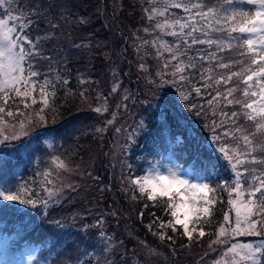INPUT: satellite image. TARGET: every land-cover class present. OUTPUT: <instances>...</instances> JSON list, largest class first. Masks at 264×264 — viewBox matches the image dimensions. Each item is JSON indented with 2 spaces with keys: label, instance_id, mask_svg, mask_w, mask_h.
<instances>
[{
  "label": "snow or ice",
  "instance_id": "obj_1",
  "mask_svg": "<svg viewBox=\"0 0 264 264\" xmlns=\"http://www.w3.org/2000/svg\"><path fill=\"white\" fill-rule=\"evenodd\" d=\"M148 4L149 7L144 9L146 18L155 23L143 31L155 35L152 40H144L143 44L153 47L158 62L162 61L150 82L158 90L164 85L176 89L172 96L178 95L183 101L181 112L187 113L177 118V126L185 129L194 147L187 167L166 164L161 160L147 161L149 166L142 168L143 177L133 172L130 160L121 161L128 170L121 183L123 185L125 180L130 182L127 190L133 192L134 199L136 191L146 195L149 201L166 199V210L173 218L167 226L174 231L177 225L182 226L184 235L192 240L194 232H198L200 237L205 232L196 226L189 230V225L210 215L214 203L209 197L212 189L207 182L208 176L222 160L227 161L232 178L223 183L225 186L232 184L228 203L234 211L235 221L225 213L216 239L211 242L227 245L215 264H264V0H148ZM0 8L5 9L0 13V125H3L0 127V145L10 147V141L30 136L26 120L31 124L35 118L46 125V116L42 113L51 107L56 85H67L69 81L52 67L62 63L63 58L44 54L45 42L54 39L61 25L48 21L50 31L31 38V25L39 23L38 20L13 15L19 8H12V0H0ZM173 9L180 11L174 12ZM31 11L40 16L34 5ZM169 36L172 37L170 41L166 39ZM39 61L48 62L47 72L39 70ZM140 68L148 72L143 63ZM80 83L86 81L81 79ZM80 95L83 97L84 93ZM17 100L25 110L38 102L42 107L35 117L21 111L18 105L14 113L8 105L10 101L15 104ZM152 107L159 121L153 126L155 137L163 143L165 152L171 151L175 143L184 142L183 136L174 134L169 125L168 114L175 109L176 102L165 94ZM94 111L101 113L102 109L97 107ZM5 115L14 120L16 117L21 119L18 125L15 122L8 124L4 120ZM193 116L197 119L193 120ZM198 121L204 123L212 133L211 137L201 140L195 135ZM113 122L107 120L105 126ZM115 131L121 132L122 129L117 127ZM125 131V143L121 145L124 155L139 137L153 136V129L144 119ZM8 159L10 154L0 152V170ZM70 171L60 156L53 155L49 170L43 173L46 180L41 188L43 196L35 190L30 193L24 185L14 186L15 191L0 185V205L14 202L33 209L38 204L43 209L50 205L56 207L57 201L66 195L65 188L71 192L77 190L75 185H64L61 181L62 174ZM35 175L39 177L40 173ZM2 211L3 207H0ZM52 223L57 228L63 227L59 220ZM101 223L102 220L98 219L97 224ZM159 227L164 228L165 224L162 222ZM101 236L105 240L101 251H107L110 237L103 231ZM235 236L259 239L248 243L231 242ZM83 264L89 262L84 261Z\"/></svg>",
  "mask_w": 264,
  "mask_h": 264
},
{
  "label": "trees",
  "instance_id": "obj_2",
  "mask_svg": "<svg viewBox=\"0 0 264 264\" xmlns=\"http://www.w3.org/2000/svg\"><path fill=\"white\" fill-rule=\"evenodd\" d=\"M121 1L122 7H119L118 0H12V8H19L12 13L13 15H22L33 21H39L31 25V38L50 31L48 21L58 22L61 25L56 30L54 39L45 42L44 54L57 55L58 59L63 58L62 63L53 64L52 67L69 83L56 85L55 98L50 101L51 107L47 108L58 122L33 132L25 140L28 141L27 144L32 142L31 148L22 142L10 153V159L0 170V185L5 188L11 187L13 191H15L14 186L24 185L30 193L35 190L43 196L41 188L46 183L43 173L49 170L51 157L55 155L60 156L75 174V178L70 183L75 185L77 190L71 192L65 188L66 195L61 201H57V206L50 205L47 209H43L39 204L36 209L14 202H4L0 205L3 207V211L0 212L1 264H10V262L12 264H83L84 261H88L89 264H133L131 255L136 254L133 249L115 248L101 251L104 246L93 237L95 234L93 230L90 227L84 228L89 220L96 218L88 215L90 204L98 205L100 202L102 208H106L112 199V192L118 193L119 189L108 183L110 181L108 167L103 162V158L100 157L94 162L89 161L98 157V152L100 154L104 152L103 139L106 138V133L97 131L98 127H96L105 113L101 112L99 115L94 111L97 108L95 103L100 101L102 104L110 98L105 92L106 86L102 84L101 77L94 74L106 62L107 55L104 52L111 47L114 48L113 54L122 64L123 70L126 67L127 57L138 63L133 52V49L136 50V44L144 40H152L155 35L143 31L145 27L151 28L155 23V21L149 22L146 18L144 9L149 7L148 0ZM33 5L40 16H36L31 11ZM3 12L5 9L0 8V13ZM81 18L87 22H82ZM25 27L27 29L28 26ZM166 39L170 41L172 37ZM76 45L82 46L76 47ZM128 47H131L130 52ZM144 48V60H152L160 69L162 61L158 62L155 49L149 45H145ZM39 70L47 72L48 62L39 61ZM81 79L86 83L81 84ZM83 89L86 92H83ZM94 89L98 90L97 94L92 93ZM81 92L84 93L83 97L80 95ZM112 103L108 104V108H111ZM17 105L21 111L31 113H33L32 109H36L34 113L39 112L38 109L42 106L38 102L25 110L23 104L17 100L15 104L10 101L8 107L15 113ZM168 115L172 132L183 136L184 142L175 143L171 151L165 152L163 143L155 137L153 127L158 125L159 121L150 118L153 120V123L149 124V128L153 129V136L139 137L130 153L133 172L139 177L144 173L142 168H146L147 161L161 160L185 167L191 163L190 153L193 151V142L185 133V129L177 126L179 116L174 111H170ZM192 119L197 118L193 116ZM198 125L195 131L197 137L203 140L206 136H212L202 121H198ZM47 139L51 140L49 147L44 144ZM37 172L40 173L39 177L35 175ZM63 174L61 178L64 177ZM231 178L232 171L227 161L223 160L208 176L207 182L212 189L209 197L214 203L211 205L210 215L200 219L204 223L202 225L205 232L200 239H210L215 236V230L223 221L225 213L229 212L231 207L228 203L229 191L232 184L225 186L223 182L230 181ZM129 192L133 194L132 191ZM134 194L136 196L134 204L137 206L136 210L141 222L151 226L153 223L160 225L162 222L170 221L171 215L166 210V200L149 201L146 195H141L137 191ZM124 207L126 209V206ZM107 213L108 221L111 220L112 225L115 226L120 217L118 210H109ZM45 216L47 219L44 218ZM54 220L61 221L63 227L57 228L52 223ZM162 229H159V232L162 233ZM163 232L167 243L185 248V244L190 241L180 228L174 231L166 225ZM258 239L235 236L231 242L248 243L256 242ZM226 247L227 245L224 244L219 248ZM85 252L91 255H83ZM33 256L34 259L31 258ZM197 259V262L203 260L204 255H198Z\"/></svg>",
  "mask_w": 264,
  "mask_h": 264
},
{
  "label": "rangeland",
  "instance_id": "obj_3",
  "mask_svg": "<svg viewBox=\"0 0 264 264\" xmlns=\"http://www.w3.org/2000/svg\"><path fill=\"white\" fill-rule=\"evenodd\" d=\"M118 2L119 7H122V1L118 0ZM144 46L145 45L143 44V41L136 44V50L134 51L133 49V52L136 54L138 63L127 57V61L125 62L126 67L124 70L122 69V64L119 62V60H117L116 55L113 54L114 48H108L107 51L105 50L104 52V54L107 55H105L106 62H104L103 66L94 74V76L101 77L102 84L106 86L105 92L110 98L107 101H104L102 104L100 101L97 102L98 105L95 103V107H101V112L105 113L103 116L104 118L102 117L101 120H99L100 122L96 125V127L101 129L102 133H106V138L103 139L105 141L103 150L104 152L102 154L98 152V157L92 158L89 161L94 162L100 157L103 158V162H105V165L108 167V177L110 180L108 183H111L113 186L119 189L117 190L118 193L112 192V199L106 208H102L103 206L100 205V202L98 205L90 204L91 209L89 210L90 212L88 215L96 216V218L94 217V219L92 218V220H89L88 224H86L84 228L90 227L95 233L93 237H95L99 244L104 247L105 240L101 236V231L106 233L107 236L110 237V240L107 241V249H133L136 253L133 256L131 255L133 264H215L220 256L221 251L223 250L219 247L224 245L212 244L211 242L216 239L217 230L224 221L218 225L217 229L215 230V236L211 237L210 239H200L201 237L199 236L198 232H194L192 240L185 244V248L173 245L172 243H167L164 240L166 239L164 237L166 236L164 235L165 232H163L167 222L164 223L165 227L162 229L163 238L161 237V232H159V229H161L159 225L153 223L151 227L143 221L141 222L138 211L136 210L137 206L134 204L135 199L133 198V194L127 190L130 182L125 180L123 185L121 183L122 178L128 175V170L124 165L121 164V161L130 160V153L132 152L130 150L127 155L122 154L121 145L125 143V136L127 135L125 130H131V128L140 119H144L148 125L151 122L153 123V120L151 119L157 120L155 109L152 107V105L157 102L158 98L164 97L165 94L167 95L168 99L174 100L176 102V107L172 111H174L179 117L187 114L186 111L181 112L180 109V105L183 103V101L179 100L178 95L175 98L172 96V93L176 92V89L170 88L169 85H164L158 90L150 82L154 78L155 73L159 70V68L157 63L153 62L152 60H144ZM138 48L140 51H137ZM128 50L130 52L131 47H128ZM142 63L147 67L148 72L141 70L140 65ZM133 77H135V79H133ZM114 87L116 88L115 92H113ZM82 91L86 92L85 89ZM87 92L91 93V91ZM97 92L98 90L94 89L92 93L97 94ZM126 95L128 96V99H124ZM111 103V108H108V104ZM122 104L127 105V107H118V105ZM41 107L42 106H40L38 111L41 109ZM35 110L36 109H32L33 113H26H31L32 116L35 117ZM113 113L115 114V117H113ZM42 114L46 116V125H52L58 122L57 119L51 115L52 113H50L47 108ZM100 114L101 113H99V115ZM19 119L21 118L16 117L14 120L13 118H9L6 115L4 116V120L8 124L15 122L18 125ZM107 120H114V122L111 125L105 126V121ZM25 123L30 135H32L33 132L35 133L38 131L39 128L46 126L45 124H41L39 120L35 118L32 119L31 124H28L27 120ZM0 127H3V125H0ZM117 127H120L122 131L116 132L115 129ZM19 131L20 130L17 126V134H19ZM5 134L8 133L6 132ZM28 138L29 136H21L19 140H12L10 141V147L0 145V152L10 154L16 147L20 146L22 142L31 148L33 145L32 142L27 144L28 141H25ZM50 142L51 140L47 139L44 141V144L49 147L51 144ZM163 163L170 164L169 162ZM148 166L149 165H147L146 168ZM67 167L70 168L68 165ZM63 175L64 177L61 178L63 184H69L75 178V174H73L72 171L64 172ZM143 175L144 173L140 177H143ZM156 201L161 202L163 200L157 199ZM124 206H126V209H124ZM109 210H118V215L120 217L118 222L116 220L117 223H115V226L112 225L111 220L108 221L107 211ZM228 214L230 215L231 220L234 222L235 214L234 211L231 210V207ZM88 215L85 216L88 217ZM207 216H204L203 218H206ZM97 217L98 219L102 220L101 224H97ZM172 219L173 218L171 217L170 220ZM201 220L195 222L194 224H190L189 230H191L193 226H196L197 228H203V222H201ZM169 228L173 229L172 227ZM177 228H180L184 234L182 226L177 225L175 229ZM157 243L162 245L159 246ZM210 244L211 248L209 247ZM213 248L216 249V251H212ZM198 255H204V259L197 262Z\"/></svg>",
  "mask_w": 264,
  "mask_h": 264
}]
</instances>
